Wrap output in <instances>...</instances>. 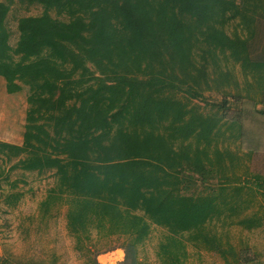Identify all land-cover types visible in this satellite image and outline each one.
<instances>
[{"label": "trees", "instance_id": "16d2710c", "mask_svg": "<svg viewBox=\"0 0 264 264\" xmlns=\"http://www.w3.org/2000/svg\"><path fill=\"white\" fill-rule=\"evenodd\" d=\"M18 1L43 10L17 20L12 47L8 5L0 1V78L7 93L28 87L22 142L0 141V154L16 159L11 169L54 171L48 198L66 205L76 249L92 230L116 235L124 238L122 264H140L137 246L153 225L165 231L158 264H183L187 243L203 244L227 264L228 254L231 264H250L210 227L222 217L247 230L260 227L264 177L197 195L182 193L181 185L185 172L202 175L230 156L217 148L210 156L217 121L191 100L213 80L208 67L218 68L219 54L249 62L248 41L225 26L237 20L251 31L264 19V0ZM249 65L264 70V59ZM215 74L231 77L222 69ZM255 197L258 210L245 214Z\"/></svg>", "mask_w": 264, "mask_h": 264}, {"label": "rangeland", "instance_id": "374dc122", "mask_svg": "<svg viewBox=\"0 0 264 264\" xmlns=\"http://www.w3.org/2000/svg\"><path fill=\"white\" fill-rule=\"evenodd\" d=\"M8 5L4 23L8 30V43L14 47L18 40L17 20L23 16L39 15L43 8L18 0H0ZM50 14L58 19L64 16L55 10ZM230 36L238 35L248 41L249 59H264V19L258 18L251 31L242 29L237 20L225 26ZM248 63L235 61L229 56L218 55V68L208 67L212 79L202 94L191 100L192 105L206 116L217 121L211 136L210 156L213 150H227L222 162L207 165L200 175L185 172L181 192L206 194L219 184L234 183L254 175L264 177V70L253 72ZM218 69L227 71L216 79ZM255 71V70H254ZM28 87L15 93H7L0 78V141L20 144L24 132ZM214 159V158H213ZM16 159L5 160L0 154V264H122L124 238L98 236L94 230L82 250L76 249L75 238L66 229V205L60 199H49L48 191L55 187L53 170L44 172L11 169ZM18 195V200L12 201ZM251 197V196H250ZM260 198L244 210L251 214L258 210ZM260 213L264 214L263 209ZM223 244L229 243L235 251H242L250 264H264V222L254 229H244L228 224L223 217L211 226ZM165 231L151 226L147 239L137 246L136 256L140 264H158L155 256L157 244ZM187 256L183 264H227L217 253L208 251L203 244L187 243ZM228 264L233 258L228 254Z\"/></svg>", "mask_w": 264, "mask_h": 264}]
</instances>
